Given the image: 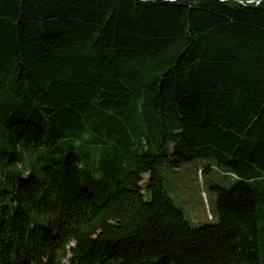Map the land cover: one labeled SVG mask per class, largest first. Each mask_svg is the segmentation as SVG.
Segmentation results:
<instances>
[{"label": "trees", "instance_id": "16d2710c", "mask_svg": "<svg viewBox=\"0 0 264 264\" xmlns=\"http://www.w3.org/2000/svg\"><path fill=\"white\" fill-rule=\"evenodd\" d=\"M256 1L0 0V264L264 263ZM200 157L236 181L192 228L160 172Z\"/></svg>", "mask_w": 264, "mask_h": 264}, {"label": "rangeland", "instance_id": "374dc122", "mask_svg": "<svg viewBox=\"0 0 264 264\" xmlns=\"http://www.w3.org/2000/svg\"><path fill=\"white\" fill-rule=\"evenodd\" d=\"M101 172L94 173L97 180L103 176ZM160 175L164 191L183 212L192 228L217 223L216 196L211 187L219 186L228 190L236 181L226 168L218 166L215 158L200 157L178 167H163ZM143 176L147 178L146 174ZM24 177H27V173ZM82 182L85 184L84 179ZM97 187L92 190L94 200L99 204L111 192L112 184L101 181ZM145 198L148 199V196Z\"/></svg>", "mask_w": 264, "mask_h": 264}, {"label": "water", "instance_id": "95a60500", "mask_svg": "<svg viewBox=\"0 0 264 264\" xmlns=\"http://www.w3.org/2000/svg\"><path fill=\"white\" fill-rule=\"evenodd\" d=\"M166 1H170V2H176V1H178V0H166ZM260 0H257L256 2H259ZM10 201H12V200H10Z\"/></svg>", "mask_w": 264, "mask_h": 264}]
</instances>
